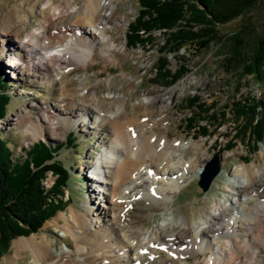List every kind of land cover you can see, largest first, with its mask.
I'll list each match as a JSON object with an SVG mask.
<instances>
[{
  "label": "rangeland",
  "instance_id": "rangeland-1",
  "mask_svg": "<svg viewBox=\"0 0 264 264\" xmlns=\"http://www.w3.org/2000/svg\"><path fill=\"white\" fill-rule=\"evenodd\" d=\"M87 1L0 0V71L7 83L6 92L11 99L7 117L0 121L2 136L9 142L16 160L26 159L27 152L39 143L62 146L55 158L48 164H61L70 175L65 195L59 198L63 203L67 202L63 211L47 221L38 233L22 238L35 236L40 239L46 237L49 240H56V244L53 245L54 249L62 247L75 252L78 245L85 248L86 252L91 253V249H88L87 241L89 239L83 240L82 243L75 242L72 237H63V225L56 224L54 220L60 215L69 217L71 209L83 212V207H88L90 210L92 209V213L90 211L86 216L92 223V234L96 232L95 226L100 224L96 223L97 212L96 209H93L95 206L91 201L93 196L91 187L96 188L98 184H94L89 178L94 175L92 166L101 154L118 159L119 154L110 150L109 147L115 145L121 149L122 146L112 134L111 125L93 130L90 129L89 123L86 122V125H83V120L79 119L77 114L70 115L72 105L75 104L73 102L79 99L77 94L80 93V90L74 91L75 95L70 98L66 97L64 102H60L66 90L82 85L83 91L88 94L84 99L86 102L79 99V103L91 105L94 103V97L97 100L99 98L103 103L98 113L103 112L110 115L116 110L119 111V106H125L123 112L120 111L119 115L114 118L115 125L121 126L125 119L136 117L138 112L143 110V105L150 104L151 100L156 97L164 98L169 102V105L163 115L165 121L155 129L158 134L165 136L167 132L171 144L176 139H182L185 143H199L203 149H207L210 155L206 162L220 153L223 160V171L213 182L208 192H204L200 188L198 184L200 177H197L174 195L173 201L169 203V207L172 208L171 212H161L159 208L149 204H144L146 207L134 205L129 209H124V219L129 222L126 226L135 228L132 229L135 230L132 233L133 236L130 232L124 234L121 228H110L118 239L115 242V247L121 250L118 252L119 254L115 253V256L121 259L141 258L144 251V255H152L160 264H206L205 260L209 254L205 256L203 253H196L180 257L182 260H179L175 255L170 254L160 242L147 246V240H144V237L155 231L156 227L164 223L163 220L170 214L176 220L188 218L192 229H198L199 225L204 223V218L213 214L217 205H221L225 196H231L235 188L233 182L235 175H242L249 169L254 171L264 168V141L259 143L257 151H254L252 149L253 139L249 138V135H236L243 121L235 119L233 114V104L240 100H264V85H259L251 77L243 76L238 67L233 69L227 67L231 35L244 32L246 41L252 42L257 35L264 31V0L255 9L240 18L220 26L218 39L201 52L196 51L194 44H187L178 50H161L167 39L161 31L153 33L151 36L155 39L153 43L135 48L129 47L127 33L131 23L139 15L140 2L139 0H112L113 10L107 12V16L110 18L104 31L110 41L118 46L116 52L103 54L95 50L85 69L81 66L77 68L70 66L69 69L61 71L65 74L60 76V81L54 80L55 78L52 76L50 81L44 82L45 79L41 71L33 72L31 70L25 73L22 69L18 71L22 75L14 77L12 68L10 70L7 66L6 59L11 53L10 49L13 50L11 45L14 44L15 36L19 43L25 41L30 32L39 28L46 19L51 21L52 12L59 9L60 17L54 21L55 27L47 37L51 48L54 49L60 43L61 36L58 33L61 28L66 27L71 30L82 23L84 13L80 12L77 15L73 9L84 8ZM6 34L11 36L3 37ZM69 36H71L70 33ZM79 36H86L91 42L95 40L92 38V34L83 31ZM148 36V33L144 35L145 38ZM76 53L81 54L79 50ZM160 57L168 60L170 70L177 71L185 67L188 73L173 85L155 79V68ZM75 66H79V64ZM76 75H79L78 78L75 77ZM116 96H121V104L115 103ZM193 97H198L200 103L204 104L206 108L212 109L210 112H206L205 118H202V115L196 117L197 127H208L209 135L207 136H203L198 128L191 131L186 127V120L193 113L197 116V110L187 106V101ZM57 100L64 105L62 112L66 114V119L54 130L46 129L44 137L36 140L34 130L39 119L43 120L41 115L44 116V110L47 108H55L58 105ZM223 113L227 114V118L220 125H217L218 121L213 122L212 119H208L212 115L219 117ZM85 116L87 114H84ZM127 132L130 133V130L128 129ZM70 140L74 142L73 145L69 143ZM230 141L235 142L232 149L227 148ZM129 143L131 146H138L137 140L133 137H129ZM179 145L180 142H177L176 146ZM109 151L112 154H108ZM131 154L134 156L135 152ZM186 154H190V150H186ZM57 180L58 176L53 171H49L45 179L46 188L53 187ZM263 185L264 183L261 186L260 184L254 186L255 188L250 187L248 192L261 188ZM249 195L247 193V197ZM250 196L255 200L257 198L254 193ZM255 202L250 200L249 207L253 206ZM232 215V211H230L227 217ZM48 223L51 225L47 226ZM239 226L236 229L237 238L240 239L239 244L236 245L232 237L225 238L232 244L231 252L235 261L226 259L229 262L224 264H264V211H260L258 217L250 221L248 226L241 221ZM74 230L81 232L77 228ZM153 234L156 237L155 232ZM18 239L14 240L9 253L1 258L0 263L7 256L15 254L14 243ZM128 244H133L137 248L136 251L133 252L126 248ZM153 251L155 254L152 253ZM119 261L113 262V264H119ZM23 262L33 264L29 254L25 255ZM107 263H109L108 260L103 262V264ZM123 264L125 263L123 262Z\"/></svg>",
  "mask_w": 264,
  "mask_h": 264
},
{
  "label": "bare ground",
  "instance_id": "bare-ground-1",
  "mask_svg": "<svg viewBox=\"0 0 264 264\" xmlns=\"http://www.w3.org/2000/svg\"><path fill=\"white\" fill-rule=\"evenodd\" d=\"M112 6V0H88L84 8H74L73 11L77 15L80 12L84 13L83 21L71 30L66 27L61 28L58 33L61 36L60 43L54 49L51 48L47 37L55 27L54 21L60 17L59 9L52 12L51 21L46 19L39 28L30 32L25 41L19 43L15 36L14 44L11 45L13 50L10 49L11 53L6 59L7 66L10 70L12 68L14 77L20 75L21 73L18 71L22 69L25 73L31 70L33 72L41 71L45 79L44 82L50 81L52 76L57 81L60 76L65 74L61 71L69 69L70 66H74V68L81 66L85 69L95 50L103 54L116 52L118 46L110 41L104 31L110 18L107 16V12H112ZM82 31L92 34L94 42H91L86 36L80 37L79 34ZM10 36L6 34L3 37ZM78 50L80 55L76 53ZM77 64L79 66H75ZM78 76L75 77L78 78ZM76 90H80L77 97L84 102L88 93L83 91L82 85L66 90L64 96H61L62 101L60 102H64L66 97L70 98L75 95L76 93L73 92ZM120 97H115V103H122ZM79 99L73 102L75 104L72 105L70 115L77 114L78 118L83 120V125H86L87 122L90 129L93 130L111 125L112 134L122 146L121 149L115 145L109 147L110 150L119 154L118 159L101 154L92 166L94 175L89 178L94 184H98L96 188L91 187L93 188L91 201L95 206L93 209H96L97 212L96 223L100 224L95 226L96 232L92 234V223L86 216L90 211L92 213V209L90 210L88 207H83V212L71 209L69 217L60 215L54 220L56 224L63 225V237H72L75 242L82 243L83 240L89 239L87 242L91 253L86 252L85 248L78 245L75 252L62 247L54 249L53 245L56 244V240H49L46 237L39 239L33 236L15 241V254L7 256L0 264H25L23 259L26 254L31 256L33 264H103L107 260L109 261L107 264H113L119 260V264H123V262L125 264H160L152 255H144V251L142 257L137 259L134 257L121 259L115 256V253L121 250L115 247V242L118 239L110 228H121L124 234L126 232L132 234L135 231L132 229L135 228L126 226L129 222L124 219L123 210L134 205L149 204L159 208L161 212H171L172 208L169 207V203L173 201L174 195L193 179L200 177L210 155L207 149H203L199 143H185L182 139H176L171 144L167 132L165 136L158 134L155 129L165 121L163 115L169 105V102L164 98L156 97L151 100L150 104L143 105V110L139 109L136 117L125 119L122 123L118 122L122 126L115 125L114 118L124 110L125 106L121 105L119 111L109 112L111 114L106 115L103 112L98 113L103 103L99 98L97 100L94 97V103L91 105L81 103L82 106ZM57 102L58 105L55 108H47L44 110V116L41 115L43 120L39 119L34 130L36 140L44 137L46 129L54 130L66 119V114L62 112L64 105L60 104L58 100ZM84 114L87 116L84 117ZM126 127H129L130 133L127 132L128 129H125ZM129 137L137 140L138 146H131ZM177 142H180L179 146H176ZM186 150H190V154H186ZM132 152H135L134 156H132ZM108 154L112 153L109 151ZM201 163L202 165H200ZM233 182L235 188L231 196H225L221 205H217L215 212L204 218V223L199 225L198 229H192L188 218L176 220L170 214L172 218L168 216L163 220L164 223L156 227L155 231L149 233L148 236L145 235L144 240H147V246L160 242L170 254L175 255L179 260H182L180 257L183 256L203 253L205 256L209 254L205 260L206 264H224L230 260L235 261L231 252L232 244L225 238L232 237L236 245L239 244L240 239L237 238L236 229L240 227V221L248 226L250 221L258 217L260 211H264V185L253 190L261 193L260 200L251 207L248 203L250 200L256 201L250 196L253 191L249 193L248 190L250 187H256L258 184L261 186L264 183V168L254 171L249 169L242 175L237 174ZM247 193L250 194L248 197ZM230 211L233 215L227 217ZM50 225L51 223H48L47 226ZM75 228L81 232H76ZM126 248L133 252L137 249L133 244H128ZM152 253L155 254L154 251ZM184 262L187 263V261Z\"/></svg>",
  "mask_w": 264,
  "mask_h": 264
},
{
  "label": "trees",
  "instance_id": "trees-1",
  "mask_svg": "<svg viewBox=\"0 0 264 264\" xmlns=\"http://www.w3.org/2000/svg\"><path fill=\"white\" fill-rule=\"evenodd\" d=\"M141 10L137 19L131 23L127 33L128 46H146L155 39L154 32L161 31L167 37L161 50H178L187 44L196 51L206 50L218 39V29L247 12L255 9L263 0H139ZM148 37H144L145 34ZM162 51V52H163ZM230 55L227 67H238L243 76H248L264 85V31L252 42H247L245 33L230 36ZM155 79L173 85L181 80L187 69L172 71L168 60L160 57L155 68ZM7 83L0 71V121L8 114L10 96L6 92ZM190 109L197 110L186 120V127L193 131L198 128L203 136L209 135L207 126L197 127V118L206 117L208 109L199 102L198 97L187 101ZM235 119L243 121L236 135H249L253 139V150L264 141V100L244 99L233 104ZM227 114L208 117L220 125ZM204 120V119H202ZM73 145V141H69ZM235 146L234 141L227 145ZM62 146L39 143L29 152L26 159L14 158L9 142L2 136L0 129V260L9 253L12 242L20 237L36 234L44 224L54 218L66 207L61 201L68 187L70 175L58 163L51 162ZM53 171L58 180L51 188H46L47 173Z\"/></svg>",
  "mask_w": 264,
  "mask_h": 264
},
{
  "label": "water",
  "instance_id": "water-1",
  "mask_svg": "<svg viewBox=\"0 0 264 264\" xmlns=\"http://www.w3.org/2000/svg\"><path fill=\"white\" fill-rule=\"evenodd\" d=\"M223 160L220 153L208 160L204 165V170L200 175L199 186L204 192H208L213 182L218 178L222 172ZM22 238V237H21ZM14 242V241H13ZM12 242V244H13Z\"/></svg>",
  "mask_w": 264,
  "mask_h": 264
}]
</instances>
